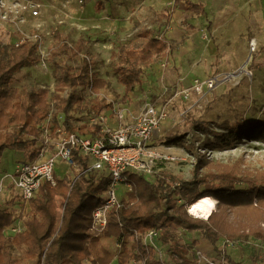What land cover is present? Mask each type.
Returning <instances> with one entry per match:
<instances>
[{
  "label": "trees",
  "instance_id": "obj_1",
  "mask_svg": "<svg viewBox=\"0 0 264 264\" xmlns=\"http://www.w3.org/2000/svg\"><path fill=\"white\" fill-rule=\"evenodd\" d=\"M180 1H185L188 9L198 15L206 13L203 3L189 0H174V7ZM171 17L172 14L166 12L156 16L167 24ZM136 36L142 40L139 47L121 44L111 54L117 81L124 86L122 99L125 101L130 100V93L142 84L145 69L158 56L176 47L148 27L141 28ZM55 38L57 43L49 53L56 73L54 92L49 87L20 92L11 85L14 74L38 59L32 42L0 49V159L6 149L22 151L27 158L36 159L42 146L40 127L50 115L52 129L64 125L70 132L94 136L98 133L97 127L74 122L81 121L91 110L111 108L112 104L106 103L104 97H91L87 102L77 91L90 87L92 93L100 94L109 85L108 80L93 71L96 60L88 51V40L80 36L70 44L60 32ZM251 67H254L253 60ZM193 125L205 137L201 140L193 134L189 141L183 142L187 151L197 158L192 177L185 179L161 170L149 180V174L128 172L133 188L128 198L122 199L120 206L110 212L99 236L90 232L91 212L103 203L111 184L112 178L105 171L89 172L74 184L70 174L56 176V185L45 182L31 202L32 210L24 230L13 238L4 234L12 213L0 205V264H84L85 260L91 264H129L132 261L165 264L157 259L156 248L141 237L152 229L158 232V243L173 249L172 264H198L188 257L191 244L180 240V229L189 233L201 231L214 245L222 239L235 243L249 237L264 242V171L240 175L232 166L215 163L198 153L196 146L202 141L201 147L209 151L227 147L234 138L264 134V120L227 132H217L199 122ZM171 140H183V136ZM73 157L82 169L90 160L77 149L73 150ZM205 196L219 201L218 210L208 219L191 216L188 208ZM57 197L65 201L63 212L57 208ZM193 243L196 244L197 239ZM225 259L226 264H241L229 255H225Z\"/></svg>",
  "mask_w": 264,
  "mask_h": 264
},
{
  "label": "rangeland",
  "instance_id": "obj_2",
  "mask_svg": "<svg viewBox=\"0 0 264 264\" xmlns=\"http://www.w3.org/2000/svg\"><path fill=\"white\" fill-rule=\"evenodd\" d=\"M206 1L213 21L209 29L208 20L211 19L194 18L184 11V4L178 10L180 13L175 11L171 24L155 20V12L169 10L173 0H0V49L38 33L43 37L44 48L49 52L57 43V32L62 33L70 44L83 36L88 40V51L96 60L93 71L109 82L101 92V97L107 98L104 99L106 103L112 101L116 106L118 104L137 110L147 102L157 103L172 98L168 105L169 118L158 129L153 145L176 159L155 161L152 171L156 175L161 170L169 171L190 179L197 158L187 151L183 142L189 141L193 134L200 136L201 140L205 137L194 127V122L209 126L217 132H227L237 127L248 128L258 120H264V0ZM36 5L40 6V12L39 16L34 17L31 7ZM143 27L152 28L156 35L167 39L169 45L181 37H185L186 41L178 50L172 52L169 49L165 55L158 56L145 69L142 84L137 85L131 93V99L125 101L122 99L124 86L117 81L111 54L121 44L139 47L142 40L136 35ZM228 33L231 35L228 36ZM255 37L258 39V47L252 54L254 67H250L254 73L251 79L242 78L237 85L230 82L220 85L209 95L208 100L206 98L198 103L197 95L189 100H182L175 95L178 90L189 86L187 84L193 78L236 70L248 58L249 41ZM55 81L54 65L50 60H46V65H43L38 57L14 74L11 85L20 92L39 87H49L54 92ZM77 91L87 102L93 98L89 88H78ZM107 108L112 110L113 106ZM114 117L111 115V118ZM74 123L80 125L79 122ZM179 136H183V140H171ZM201 142L196 144L199 147L198 153L205 154L215 163L232 166L240 175H254L264 171V134L234 138L227 147L209 151L201 147ZM15 152L6 149L0 159V177L8 175L6 182H12L15 174ZM148 177L152 180L155 174ZM126 188L121 185L120 192ZM11 197H14L12 190L0 199L3 203L1 208L12 213L10 223L22 206H17V198L11 200ZM32 200L27 212L21 217L24 223L32 210ZM214 200L216 207L213 212L219 206V201L216 198ZM64 202L61 197L56 198L57 208L61 212L64 211ZM188 212L197 217L190 212V208ZM17 234L5 236L13 238ZM178 236L182 242L191 244L188 257L198 264H226L225 255L235 261L243 260V264H264V242L254 237L235 243L222 239L214 245L201 231L189 233L180 230ZM141 237L145 243L158 247L157 259L165 264L173 263L175 253L169 245L158 243V240L146 237L145 234ZM194 239H197L196 244L193 243ZM84 264L91 263L85 260ZM129 264L143 263L132 261Z\"/></svg>",
  "mask_w": 264,
  "mask_h": 264
},
{
  "label": "built area",
  "instance_id": "obj_3",
  "mask_svg": "<svg viewBox=\"0 0 264 264\" xmlns=\"http://www.w3.org/2000/svg\"><path fill=\"white\" fill-rule=\"evenodd\" d=\"M38 7L40 6L31 7V14L34 17L39 16ZM27 41L34 44L37 56L41 58V63L46 65L50 51L47 52L45 49L43 37L36 33L29 39H22L16 45ZM257 47V39L251 38L248 58L236 70L214 73L205 78L196 77L189 86L178 90L175 95L180 96L182 100H189L197 95L198 103L206 98L208 100L209 95L220 85L229 82L237 85L242 78L251 79L254 73L250 67L252 54L256 52ZM89 90L93 97L101 96V93H92L90 87ZM171 101L172 98L157 103L147 102L137 110L118 104L116 106L114 102L108 101L113 106L112 110L108 108L102 111L91 110L86 112L84 118L79 121V123L86 122L94 128L97 127L98 133L94 136L70 132L64 125L52 129V115H50L40 127L39 139L42 146L39 156L36 159H23L17 165L12 182L0 188V191L6 189L8 193L12 190L14 197L10 199L17 198V206L22 205L13 222L4 228V233L11 235L22 232L25 223L21 217L27 212L29 202L37 195L45 182L56 185V176L64 173V175H71L74 184L89 172L105 171L112 181L104 195L103 203L92 210L90 224V232L95 236L101 235L107 225L110 212L120 206L122 199L128 198L127 194L133 188V183L128 179V172H143L156 176V173L152 171L155 161L176 159V157L164 154L153 145L158 129L169 118L168 105ZM110 114L115 117L111 118ZM74 149L89 157L90 160L85 169H82L81 165L75 161ZM58 162L66 165L64 171L58 169ZM121 185L127 187L122 193L119 189ZM0 205L2 206L3 203L0 202ZM14 210H16L15 206ZM145 235L155 241L158 239V232L154 229L149 230Z\"/></svg>",
  "mask_w": 264,
  "mask_h": 264
},
{
  "label": "crops",
  "instance_id": "obj_4",
  "mask_svg": "<svg viewBox=\"0 0 264 264\" xmlns=\"http://www.w3.org/2000/svg\"><path fill=\"white\" fill-rule=\"evenodd\" d=\"M190 2H193V3H203L204 4V6H205V8H206V13L205 14H201V15H198V14H196V13H194L193 11H191V10H189L188 9V4H186V2L185 1H180L179 3H178V5L176 6V7H174V0H173V6L169 9V10H167V11H160V12H155V14H156V16L159 14V13H171L172 14V17H171V22H172V20H173V18H174V14H175V11L177 10V12H178V10H180L179 8H180V6L182 5V4H184V11L186 12V13H189L190 15H192L194 18H198V17H204L205 18V20H208L209 18L211 19V20H208V29H209V27L210 26H212L213 25V21H212V18H211V16H210V12H209V10H208V5H207V1L206 0H189ZM223 0H219V2H222ZM178 13H180V11L178 12ZM196 18V19H197ZM155 20H158L157 18L155 19ZM158 21H163V20H158ZM218 21V20H217ZM171 22H170V24H171ZM164 23V22H163ZM149 28V27H148ZM152 29V28H151ZM228 36L229 35H231V34H227ZM158 36V35H157ZM159 37H161V36H159ZM164 41H166L168 44L170 43L167 39H165L164 37H161ZM256 38V37H255ZM257 39V38H256ZM186 41V39H185V37H181L179 40H174V41H172L171 42V44L173 45V46H176L175 47V49L172 51V52H174V51H176V50H178V47L182 44V43H184ZM257 42H258V39H257ZM171 45V46H172ZM171 50V49H170ZM166 54V52L163 54V55H165ZM163 55H161V56H163ZM246 60V59H245ZM194 79V78H193ZM192 79V80H193ZM192 80L190 81V84H191V82H192ZM190 84H187V85H190ZM132 93V92H131ZM131 93H130V99H131ZM163 124V123H162ZM164 125V124H163ZM163 125H162V127H163ZM15 154H16V160H17V164H16V167H15V170H16V168H17V165L23 160V159H25V158H27L26 156H25V154H24V152H22V151H16L15 152ZM57 167H58V169H60V171H64L65 169H66V165L63 163V162H58V165H57ZM1 173V172H0ZM59 176H64V173H60L59 174ZM8 177V175H5V176H2V177H0V188H2L4 185H6V184H10V182H6L5 181V179ZM7 193H8V191L6 190V189H2V191L0 192V199L2 198V197H4V196H6L7 195ZM255 239V238H254ZM260 240V239H259ZM234 260V259H233ZM235 261V260H234ZM235 262H241V264H243V260H241V261H235Z\"/></svg>",
  "mask_w": 264,
  "mask_h": 264
},
{
  "label": "bare ground",
  "instance_id": "obj_5",
  "mask_svg": "<svg viewBox=\"0 0 264 264\" xmlns=\"http://www.w3.org/2000/svg\"><path fill=\"white\" fill-rule=\"evenodd\" d=\"M216 204L212 196H205L190 206V212L199 218L208 219Z\"/></svg>",
  "mask_w": 264,
  "mask_h": 264
}]
</instances>
